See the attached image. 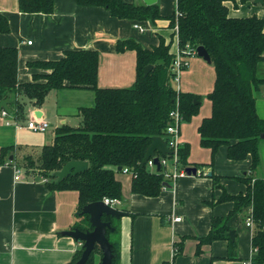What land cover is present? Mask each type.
Listing matches in <instances>:
<instances>
[{
  "label": "trees",
  "instance_id": "1",
  "mask_svg": "<svg viewBox=\"0 0 264 264\" xmlns=\"http://www.w3.org/2000/svg\"><path fill=\"white\" fill-rule=\"evenodd\" d=\"M230 2L236 0H176L177 9L170 19L173 30L177 23L179 25L180 46L205 47L215 69L214 89L207 96L212 104V114L204 118L198 128L201 146L212 153L210 166L214 167L216 154L223 146L227 147L231 161L252 158L249 172L240 178L246 186L243 194L229 195L221 186V179L211 176L214 187L222 189L223 194L210 204L231 202L234 208L225 218H213L210 233L197 239V254L202 253L205 245L227 241V259H236L237 241L231 239L233 230L229 221L237 214H246L252 207L254 228L250 263L264 264V179L253 177L261 163L259 144L264 135V119L258 114L255 98V92L264 84L258 76L259 66L264 62V20L257 16L230 17ZM250 2L254 0H240L241 4ZM77 3L104 7L113 17L137 23H155L162 19L157 3L151 6L123 0H77ZM19 10L24 14L50 15L55 11V0H19ZM10 32L8 17L0 13V34ZM117 50L137 53L136 82L131 87L100 88V55L94 50H69L59 60L30 62V68L43 73L35 74L32 82L20 84L18 49L0 47V104L14 97L10 104L17 120L26 119L27 102L41 108L52 91L65 88L94 91L95 105L80 109L82 127L63 125L58 128L53 145L44 147L38 163L31 161L30 167L39 169L47 178L50 190L79 192L78 216L85 217L88 222L89 216L81 215L85 206L103 202L105 198L122 199V184L116 177L119 167L131 171L133 194L156 198L163 192L164 183L168 181L164 172L142 166L147 150L154 138L166 137L170 113L176 108L178 99L184 122L198 115L201 105V96L183 91L178 96L174 89L175 52L165 38L161 37L160 45L151 49L134 40L118 41ZM148 66L153 68L145 76ZM10 150H1L2 159ZM178 155L181 168H189L190 144L181 145ZM71 161L88 162L89 169L58 181L54 173ZM204 166L195 167L200 170ZM120 219L103 217V221L110 222L114 229L107 230L106 234L113 249V264H119ZM87 229L93 230L90 223L89 228H82ZM186 239L176 243L175 257L182 253ZM82 254L81 248L70 264H77ZM97 254L101 261L102 252L97 247L85 264H97Z\"/></svg>",
  "mask_w": 264,
  "mask_h": 264
},
{
  "label": "crops",
  "instance_id": "2",
  "mask_svg": "<svg viewBox=\"0 0 264 264\" xmlns=\"http://www.w3.org/2000/svg\"><path fill=\"white\" fill-rule=\"evenodd\" d=\"M123 1L146 5L144 0ZM157 4L162 19L155 23L141 22L146 32L140 33L135 28L137 22L113 17L104 7L80 6L77 0H55V11L50 15L24 14L19 10V0H0V13L6 15L11 24L9 34H0V47L18 49L20 84L32 82L35 74L43 73L30 68V62L59 60L69 50H94L100 55L98 86L128 88L136 82L137 53L118 52V41L134 40L151 49L159 46L163 37L172 44V51H176V36L170 20L177 9L176 0H158ZM228 7L232 18L257 16L264 20V4H241L236 0L228 3ZM205 64L208 63L198 56L192 58L185 78L196 76L197 71L200 73L206 68ZM212 72L215 84L214 68ZM258 76L264 81V62L259 66ZM214 84L212 81L208 94L213 91ZM197 88V85L186 84L183 90L199 96ZM89 92H93L95 100L91 89L52 91L41 108L27 102L25 120H17L14 116L5 118L0 111V264H70L82 248L81 242L62 234L75 228H89L88 220L78 216L79 192L50 190L47 178L39 169L30 167L31 161L38 163L41 157L35 154L42 155L44 147L53 145L56 129L63 125L75 128L70 125L71 118L75 115L81 118L80 109L93 103ZM255 94L256 102L259 98L263 102L257 111L264 119V111L261 112L264 84ZM13 98H9L10 102ZM209 108L202 120L191 125L185 123L182 128L181 143L191 146L190 167L206 165L196 176L182 177L175 185L169 183L171 188L150 198L133 194L131 175L117 173L122 184L119 206L127 213L119 221V264H250L253 229L246 225L247 213L237 214L229 221V227L236 233V259H227V241L205 245L202 253L197 254V239L210 233L213 218H225L234 208L231 202L210 204L220 199L223 190L215 188L207 175L212 173L219 177L223 189L237 196L246 192L240 178L249 172L252 164L251 156L238 162L229 160L227 147L223 146L216 154L214 167L210 166L211 150L201 147L198 133L203 119L212 114L211 102ZM30 120L46 121L51 127L45 133L28 130L25 125ZM52 129L54 132L50 131ZM3 148L11 149L4 159ZM259 154L261 163L253 177L264 179V140L259 144ZM14 167L22 171L19 181L15 180ZM177 217L181 221L174 222ZM183 238H187L183 251L175 257L173 245L182 243ZM100 263L97 257V264Z\"/></svg>",
  "mask_w": 264,
  "mask_h": 264
},
{
  "label": "water",
  "instance_id": "3",
  "mask_svg": "<svg viewBox=\"0 0 264 264\" xmlns=\"http://www.w3.org/2000/svg\"><path fill=\"white\" fill-rule=\"evenodd\" d=\"M158 0H144L147 6H151L157 3ZM255 4H264V0H254ZM198 57L202 58L209 65L212 64L211 57L205 47L200 46L197 48ZM152 66H148L145 69V76H147L152 70ZM10 99H6L0 104V111H6L9 116H13L11 109L9 108ZM264 140V135L262 136ZM156 152H160L162 155L171 154V151L167 147V143L161 138L156 137L153 139L151 146L148 148L146 157L142 163V166H145L148 161L153 158ZM155 165L157 166V171L161 170L160 162L158 158L154 160ZM89 169V163L84 161H71L67 163L61 171L55 172L54 176L58 178V181L69 176H76L82 173H85ZM123 167L118 168V172H122ZM187 176H196L198 174V169L196 167H189L185 169ZM208 177L212 176V173L207 175ZM165 187L171 188L169 183H164ZM127 213L116 208L107 206L104 202H96L89 204L84 207L81 215L89 216V223L93 230H82L76 228L71 231L63 232L64 236H69L75 239L78 242L82 243L83 254L81 259L77 264H85L91 254L95 251L97 247L100 248L102 252V260L100 264H113L114 254L112 245L107 238V230H114L110 222H104V216H111L114 218H122L126 216ZM231 239L236 240V233L231 231Z\"/></svg>",
  "mask_w": 264,
  "mask_h": 264
},
{
  "label": "built area",
  "instance_id": "4",
  "mask_svg": "<svg viewBox=\"0 0 264 264\" xmlns=\"http://www.w3.org/2000/svg\"><path fill=\"white\" fill-rule=\"evenodd\" d=\"M176 16L178 18L179 13L176 12ZM135 28L139 30L140 33H145L146 28L141 23H136ZM175 36H176V51H175V60L173 63L172 68V74H173V86L176 90L178 96L183 91L182 90V77L186 70L190 67V60L194 57L198 56L197 48L192 47L191 45H187L185 48H182L179 44V25L178 23L175 25L174 28ZM29 45L31 42L28 43ZM179 99L176 102V108L171 111L170 113V120L171 123L167 127L166 130V137L162 138L166 143L168 149L171 151V154L168 155H162L160 152H156L155 156L151 158L146 166L151 171H157V166L154 163L155 158L159 159L161 170L164 172L165 178L168 180L167 183H172V185H175L178 179L182 177H186V171L185 169L181 168L180 162H179V155L178 151L182 145L181 143V129L182 124L184 122V117L180 111L179 108ZM2 115L5 118H9V115L6 111H1ZM10 125V123H7ZM25 127L28 130L37 131L40 133H45L49 130L51 127V124L42 121V120H30L26 123ZM15 168L16 177L15 180L19 181L22 179V171L18 167ZM154 169V170H153ZM125 174H130L132 176V173L129 169L122 170ZM46 181V180H45ZM167 187L164 186V190H166ZM107 206L116 208L120 204L119 199H110L105 198L103 201ZM174 222L181 221V218L177 217L173 219ZM246 225L250 227L251 229L254 228V220H253V209L252 207L248 210L247 218H246ZM178 251V247L176 246V242L173 245V252L176 254ZM251 264V263H250Z\"/></svg>",
  "mask_w": 264,
  "mask_h": 264
},
{
  "label": "rangeland",
  "instance_id": "5",
  "mask_svg": "<svg viewBox=\"0 0 264 264\" xmlns=\"http://www.w3.org/2000/svg\"><path fill=\"white\" fill-rule=\"evenodd\" d=\"M198 59L201 60L202 58L198 57ZM205 66H206V68L203 71H201L200 73L197 71L196 76H190L188 78V80L185 78V75L186 74L185 73L183 74V77H182V82H183V84H182V90L185 89L186 84H188L190 87L192 85L193 86H196L197 85L198 88L195 89V90L197 92H199V94H200L199 96H201L202 99H201V102H200L201 105H200L199 114L196 115V116H194L191 121H189V122H183L182 128H183V125H185V123L191 125L194 121L198 122L199 120H202V118L208 114L206 112H208V110L210 111V108H209L210 107V102H209L210 100L207 98V96H208V93H207L208 91L207 90L212 86V81H213V84H214L213 72H212V70H213L214 67H212L209 64H205ZM192 69H193V65H192ZM214 77H215V75H214ZM183 92H185V91L183 90ZM89 93H91V94H89L90 96L94 95L93 92H89ZM92 97H93V103H91L92 105H90V106H84V107H93L95 105L94 96H92ZM255 97H256V94H255ZM261 105H263V102L259 98L257 100V108L259 110L261 108ZM263 111H264V109L261 110L262 113H263ZM70 125L71 126H74L75 128L82 127V117L79 118V117H76V115L73 116V118H71V120H70ZM50 131L51 132H54V129H52ZM181 136H182V129H181ZM200 145H201V142H200ZM33 154H35V153H33ZM38 156L40 157L41 154H38V155L35 154V157H38ZM117 208H119L121 210L123 207L118 205ZM247 214H248V212H247ZM246 217H247V215H246ZM99 256L100 255L97 254V257H99Z\"/></svg>",
  "mask_w": 264,
  "mask_h": 264
}]
</instances>
